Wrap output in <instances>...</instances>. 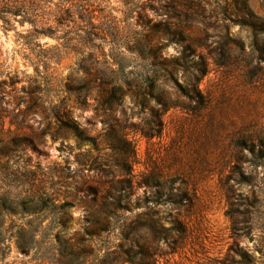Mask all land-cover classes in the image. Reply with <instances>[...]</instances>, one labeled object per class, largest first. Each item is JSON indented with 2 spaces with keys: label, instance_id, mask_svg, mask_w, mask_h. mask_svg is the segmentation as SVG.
<instances>
[{
  "label": "rangeland",
  "instance_id": "1",
  "mask_svg": "<svg viewBox=\"0 0 264 264\" xmlns=\"http://www.w3.org/2000/svg\"><path fill=\"white\" fill-rule=\"evenodd\" d=\"M96 5L132 42L66 50L41 37L30 51L18 34L31 26L0 21V264H264V0ZM139 16L176 65L177 93L161 80L151 96L133 94L149 70L129 51ZM99 72L126 96L97 99L101 79L84 89ZM156 95L180 104L163 112ZM62 104L82 140L52 118ZM120 168L130 190H116Z\"/></svg>",
  "mask_w": 264,
  "mask_h": 264
},
{
  "label": "trees",
  "instance_id": "2",
  "mask_svg": "<svg viewBox=\"0 0 264 264\" xmlns=\"http://www.w3.org/2000/svg\"><path fill=\"white\" fill-rule=\"evenodd\" d=\"M174 1L159 0L161 3H173ZM96 2L97 0H58L56 2L53 0H0V21L4 27L3 29L12 28L13 23L20 25L27 23L30 25L31 29L26 32V35L18 34V37L23 40V45L29 47L30 51H32L30 46L35 48L41 47L39 43L34 42L41 37L62 41L63 43L61 45L66 50L74 49L77 46L85 47L94 45L96 41L104 43L106 36L111 37L113 47L116 49L127 46L132 41H129L127 36L119 38V28L115 24L111 25L107 22L109 17L104 15L103 9H99V5H96ZM139 22H141V30H137L132 34L134 46L129 51L135 52L147 64L149 70L147 73H142L141 83L133 94L135 97L151 96L155 92V83L161 80L164 81V85H168L177 93L181 87L174 78L176 65L173 64L170 67L169 64L164 63L165 60L161 57L160 52L151 46L152 34L147 27L149 22L147 23L140 16ZM164 27L165 33L162 40H169L170 37H173L175 30L170 24H165ZM145 30L148 34L143 33ZM179 41H183L182 37H180ZM155 69L160 70V75L157 77L151 75ZM197 72L198 74L195 75L196 83L206 74L205 69H197ZM91 76L85 80V87L83 88L87 90L94 89L92 85L97 79L104 80L97 87V99L102 100L105 104L110 105L113 101L120 100L126 96L123 88L117 84L116 77L104 79V74L100 72ZM4 83V80H0V84ZM158 96L156 95L155 99L158 100V104L164 106L163 112L171 108H176L180 104L177 99L174 101L169 99L163 101L162 99H158ZM186 96L190 100H194L190 94H186ZM69 114L70 111L67 110L65 104L51 108V115L55 122L59 124L64 119L69 120L71 124L67 125L68 130L73 132L77 139L82 140L83 131L78 127L76 121L70 118ZM154 128L149 129L151 133L146 137L158 136L160 130L157 129V125ZM121 142L114 148L121 153L122 158L127 162L130 159L131 151L129 145L127 146L125 142ZM122 166L120 167L122 168ZM121 168L119 178L116 180V184L120 186L119 189H116L118 192L132 188L130 170L126 172ZM141 183L143 186L153 187L149 181H143ZM43 202V205L47 204V200ZM29 206H27L24 212L27 216H35L42 212V209L33 210ZM46 206L43 207V210ZM64 215L66 216V213ZM106 223L108 224V222ZM18 250L22 253L27 252V249L21 247H18Z\"/></svg>",
  "mask_w": 264,
  "mask_h": 264
}]
</instances>
